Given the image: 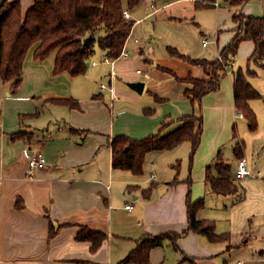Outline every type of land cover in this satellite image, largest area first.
Returning <instances> with one entry per match:
<instances>
[{
    "label": "crops",
    "instance_id": "1",
    "mask_svg": "<svg viewBox=\"0 0 264 264\" xmlns=\"http://www.w3.org/2000/svg\"><path fill=\"white\" fill-rule=\"evenodd\" d=\"M19 1L24 13L35 2ZM144 1L128 8L134 21L127 42L130 56L115 62L114 95L101 88V83L110 82L111 64L103 61L107 55L100 46L84 74H56L54 54L38 60L32 48L19 86L0 76V264H118L146 235L184 231L178 247L167 237L151 248L149 262L135 264H190L188 257L197 264H264V177L259 178V171L251 175L256 178L235 176L241 158L234 152L237 164L232 166L223 153L227 143L243 141L237 134V120L245 117L235 106V55L218 89L202 98L204 127L193 155L189 140L171 149H152L142 172L136 173L114 167L112 146L117 135L140 139L166 134L183 123V115L198 111L186 92L193 86L188 78L209 80L213 66L192 63L169 48L214 62L237 33L240 22L234 12L262 15L252 11L251 4L259 0L237 6L220 0L233 10H225L221 2L212 5L219 9L209 26L201 16L202 32L217 28V46L206 54L170 43L158 52L153 29L142 24L171 1L163 7L146 1L143 12ZM221 25L229 29L225 32ZM254 48L252 40L244 39L237 52L242 49L250 57ZM139 80L145 82L143 92L129 85ZM59 98H74L79 105L52 101ZM20 131L27 134L13 136ZM39 149L47 163L30 177L29 154ZM221 160L231 165L230 178L239 187L236 194H218L207 180V167L219 175L215 164ZM189 197L204 199L198 218L213 219L216 232L226 238L211 240L188 230ZM84 226L106 233L96 249L91 240L78 239Z\"/></svg>",
    "mask_w": 264,
    "mask_h": 264
},
{
    "label": "trees",
    "instance_id": "2",
    "mask_svg": "<svg viewBox=\"0 0 264 264\" xmlns=\"http://www.w3.org/2000/svg\"><path fill=\"white\" fill-rule=\"evenodd\" d=\"M142 0H35L24 13L19 0H6L0 8V76L5 81H13L19 86L24 74V62L28 52L34 48V58L44 60L54 54V72H68L72 76L86 73L89 59L95 53L96 46L106 50L111 58L118 57L131 33L134 21L124 16V10L138 5ZM237 6L249 0H225ZM202 4V3H201ZM201 6H210L202 4ZM235 20L240 22L234 38L222 49L221 57L214 62L206 59L191 58L170 47L171 54L180 56L195 64L205 67L213 66V75L209 80L188 78L193 86L186 90L191 102L198 111L182 116L183 123L166 134L157 132L144 138L135 139L127 135H117L113 139L114 167L129 168L136 173L143 170V162L147 152L152 149H171L179 143L192 142L193 155L198 149L204 127L202 98L209 91L218 89L220 77L227 72V66L233 55L237 53L239 44L244 39L254 42L255 48L249 57L246 69L239 68L234 72L235 106L239 113L248 119L250 128L258 125L256 112L251 106L252 98L263 97L250 81L256 70L250 67L252 62L264 67V14L243 15L234 12ZM105 28V35L95 38L88 34L96 29ZM52 101L78 107L74 98H59ZM24 131L13 136H24ZM244 143L239 141L234 147L239 158L244 154ZM214 175L212 167H207V180L212 190L218 194L232 195L239 191L238 185L230 178L231 165L218 161ZM204 205V199L197 201L188 199L189 227L198 233L207 235L211 240H221L228 235L216 232L215 221L209 218H198L197 211ZM182 233L166 232L158 235H146L138 246L118 264H135L149 262L152 247L163 239L171 238L175 247ZM78 239L91 240L96 249L106 237V233L88 227H82ZM190 264H197L193 257H188Z\"/></svg>",
    "mask_w": 264,
    "mask_h": 264
},
{
    "label": "rangeland",
    "instance_id": "3",
    "mask_svg": "<svg viewBox=\"0 0 264 264\" xmlns=\"http://www.w3.org/2000/svg\"><path fill=\"white\" fill-rule=\"evenodd\" d=\"M146 1L148 4L155 3L158 7L162 6V4L167 1H171L168 8H161V11L148 18L142 24H146L153 29V32H151L154 37L153 45L155 46L157 44V47L159 46L157 49L158 52L166 50L167 44L169 43L174 46H176L175 44H180L182 47L191 49L195 53L206 54L209 50H211L212 53L214 52L212 48L215 43L217 46V39L215 40L217 28L216 31L215 29H204L203 33L198 23L201 22V16L202 18L204 16L203 22L206 26L215 23L214 13L217 12L219 8L212 6L210 2L202 1L199 2L202 4H209L210 6H197L195 2L188 0H145L140 11L144 12ZM218 1L222 3L225 10H233L230 9L231 7H228L227 4L225 5L223 1ZM251 5L253 7L252 11L261 12V14L264 13V0L253 2ZM222 28H224V26ZM228 29L229 27H225L224 31L226 32ZM104 32L105 28L100 27L88 35L98 38L99 36L105 35L106 33ZM209 32H213V35H209ZM204 39H207V44H209L206 48L202 46ZM221 40H223V38ZM217 52L216 50L215 58L218 56ZM248 56L249 55L244 53L242 49H239L235 54V63L231 66V69L238 70L240 67L246 69L249 64ZM250 67L256 70V74L250 77V81L253 86L264 95V67L254 62L250 64ZM103 83L109 84V81L107 80ZM250 101H252L253 109L256 112L258 125L255 129L250 128L248 119L240 118L237 120V134L238 139L243 140V152L247 155L249 164L254 170V174L256 175V172L259 171V178H261L264 177V98L256 97L252 98ZM234 145L235 142L232 141L231 143H227L223 148V153L230 158L232 166H236L237 164L233 151ZM251 177L256 178L255 176ZM240 182L241 181L238 183L242 186L243 183ZM213 209L215 210V207Z\"/></svg>",
    "mask_w": 264,
    "mask_h": 264
},
{
    "label": "built area",
    "instance_id": "4",
    "mask_svg": "<svg viewBox=\"0 0 264 264\" xmlns=\"http://www.w3.org/2000/svg\"><path fill=\"white\" fill-rule=\"evenodd\" d=\"M195 1L210 2L212 5H216V6H218L220 4V2L218 0H212V1L195 0ZM124 16L127 19H131L132 18L130 10L128 8H126L124 10ZM127 42H128V38H127V40L125 42V45H124V48H123L122 52L120 53V55L118 57L111 58V57L106 56L103 59L104 62L111 64V72H110V82H109V84L101 83V88L109 90L111 95L115 94V85H114L115 76H116V70H115V67H114L115 66V62H116L117 59H119L121 57H129L130 56V51L127 48ZM203 43H204V45H206L208 43V40L204 39ZM220 59H222L221 56H220ZM93 64L95 65L96 62H93ZM137 71L139 73H143V71L141 69H138ZM143 74L145 76H148V73H143ZM239 115L241 117L244 116L243 113H239ZM29 156H30V161H29V168H28L27 173H28V175L30 177H33L37 170L45 167V165L47 163V159H46V155H45V153H44V151L42 149H39L37 151H33L32 153L29 154ZM251 175H254V172L250 168L247 158L239 159L238 164H237V168H236V172H235V176H237L239 178H246V177H249ZM126 207L127 208H132L133 205L132 204H127ZM239 264H241V262H239Z\"/></svg>",
    "mask_w": 264,
    "mask_h": 264
},
{
    "label": "water",
    "instance_id": "5",
    "mask_svg": "<svg viewBox=\"0 0 264 264\" xmlns=\"http://www.w3.org/2000/svg\"><path fill=\"white\" fill-rule=\"evenodd\" d=\"M5 1L6 0H0V8L3 6ZM129 85L132 88H134L135 90H137L138 92H143L144 86H145V82L142 81V80H139V81L129 82Z\"/></svg>",
    "mask_w": 264,
    "mask_h": 264
}]
</instances>
